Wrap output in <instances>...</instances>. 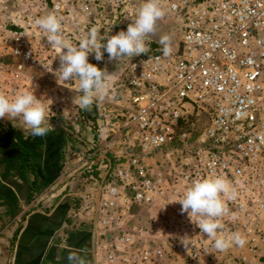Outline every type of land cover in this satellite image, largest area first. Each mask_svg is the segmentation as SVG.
<instances>
[{"label": "built area", "instance_id": "2783aa9c", "mask_svg": "<svg viewBox=\"0 0 264 264\" xmlns=\"http://www.w3.org/2000/svg\"><path fill=\"white\" fill-rule=\"evenodd\" d=\"M160 4L165 15L157 24L172 51L164 56L162 45L147 40V54L125 56L105 143L118 148L96 182L94 219L106 236L97 252L103 264H264V0ZM29 5L0 0V94L13 99L37 89L49 116L78 124L75 81L59 79L60 60L42 44L45 32L34 22L41 14ZM42 8L64 24L73 21L62 0H45ZM78 10L89 15L87 5ZM165 16L175 19L174 31L164 29ZM216 176L237 193L222 197L228 213L219 218L218 235L239 233L243 247L215 249L198 218L180 211L178 201L195 180ZM137 207L153 210L158 223L144 240L122 230Z\"/></svg>", "mask_w": 264, "mask_h": 264}, {"label": "crops", "instance_id": "0c3cea01", "mask_svg": "<svg viewBox=\"0 0 264 264\" xmlns=\"http://www.w3.org/2000/svg\"><path fill=\"white\" fill-rule=\"evenodd\" d=\"M62 1L75 20L82 18L77 12L82 3L91 7L87 0ZM78 83L70 93L74 111L91 113L78 107ZM46 126L51 128L46 136L33 137L21 118L0 119V264H69V254L84 264H103L99 239L78 210L86 194L72 188L79 179L69 172L75 165L66 154L70 132L48 114ZM94 131L89 126L86 132L94 137ZM19 147L26 149L25 161Z\"/></svg>", "mask_w": 264, "mask_h": 264}, {"label": "clouds", "instance_id": "9594fccd", "mask_svg": "<svg viewBox=\"0 0 264 264\" xmlns=\"http://www.w3.org/2000/svg\"><path fill=\"white\" fill-rule=\"evenodd\" d=\"M164 15L160 0H144L135 20L128 25L126 31L101 36L98 29L92 27L79 40L77 46L65 39L62 33V18L55 13L37 18L34 22L47 34L48 43L61 51L59 79L78 80V107L91 111L94 102L103 101L107 96L108 83L107 73L89 63V54L94 52L97 61L104 59V51L108 53L109 60L147 54L149 48L146 41L157 38V21ZM158 38L163 45V55H170V38ZM47 114L48 108L31 91H24L13 99L0 94V119L6 116L21 118L33 137H44L51 131V128L46 126ZM236 196L237 193L229 181L223 176H216L195 180L178 202L182 206V214L187 213L191 220L193 217L198 218L196 225L202 233L212 239L214 248L225 251L233 244L240 247L246 244V239L239 233L227 237L218 235V230L223 228L219 218L228 213L222 197L234 200ZM182 243L187 247L186 241ZM68 261L69 264H84L82 258L75 254H69Z\"/></svg>", "mask_w": 264, "mask_h": 264}, {"label": "rangeland", "instance_id": "374dc122", "mask_svg": "<svg viewBox=\"0 0 264 264\" xmlns=\"http://www.w3.org/2000/svg\"><path fill=\"white\" fill-rule=\"evenodd\" d=\"M45 0H30L29 10L33 12H40L41 16H46L49 13H53L50 8H42V4ZM48 1V0H47ZM73 2L74 0H69ZM85 2V0H82ZM91 3L89 9V15L83 17L80 15V19H73L70 24L62 23V33L66 40L71 42L74 46H77L79 40L82 37L77 36V32H82L83 36L86 35L92 27H96L101 36L116 35L120 31H126L130 23H132L135 18L139 8L142 6L144 0H87ZM75 4V1H74ZM84 5L83 3L81 4ZM86 5V4H85ZM89 7V6H88ZM79 12V10L77 11ZM162 25L164 29L169 31H174L175 19L173 17L165 16L162 20ZM40 40L44 44L46 51L50 52L51 57H55L57 61L60 60L59 56L61 51L51 46L47 41V34L45 33L42 37L40 35ZM106 42V41H104ZM66 52V49L64 50ZM101 51H104L101 49ZM43 54V56H47ZM92 60V61H91ZM88 61L94 62L95 66L104 70L107 73V83H108V94L107 99L104 102H94L91 113L83 112L80 113L76 109L77 122L70 125V122L65 120L61 114L56 113L53 115V119H58L62 125L66 127L68 132L69 129H77V125L80 128L78 133L72 132L70 136L69 149H67L66 154L69 153L68 157L74 158V166L69 167L70 176L76 177L79 181L72 184V188L78 189L80 192H84L86 195L85 199H79L77 202L79 207V214L81 218H87L88 224L92 229V233L98 237L99 245L101 248L105 247L104 239L106 236L103 235L104 229L101 228L96 220L94 219V207H96L99 201V192L97 191L96 182L100 180L103 173L102 165H106L108 162L113 164L112 157L114 156L117 146L107 147L105 144L109 141L110 137L108 130L113 122L115 98L113 96L118 92L120 81L123 76V66L125 64V57H121L117 60H109L108 53L104 51V59L97 61L95 59V53H90ZM61 64L58 65L60 68ZM59 68H57L59 70ZM58 75L59 72L57 71ZM75 83V82H74ZM35 96L38 98L41 94L35 90ZM55 103H58L55 100ZM56 112V111H55ZM68 124V126L65 125ZM95 126L98 131H94V137L92 134H87L88 127ZM95 130V129H94ZM75 134V135H73ZM116 139V140H115ZM120 138H113V142L120 141ZM128 153L132 151L128 150ZM67 156V155H66ZM153 165V155L147 160ZM77 179V180H78ZM91 208V211H90ZM130 218L126 219L122 230L130 233L135 238H141V240L147 239L153 236L158 230V223L156 217L153 215V210L149 208L137 207L133 208L130 212ZM118 231L113 230L110 236L114 239ZM109 240V237H108ZM163 264H168L163 262Z\"/></svg>", "mask_w": 264, "mask_h": 264}, {"label": "water", "instance_id": "95a60500", "mask_svg": "<svg viewBox=\"0 0 264 264\" xmlns=\"http://www.w3.org/2000/svg\"><path fill=\"white\" fill-rule=\"evenodd\" d=\"M159 36H167L170 38L169 34L167 32H165L158 24H157V38L156 39H150L151 41L157 43V44H160V41H159ZM169 43H170V47L172 48L173 47V43L171 41V38L169 39ZM163 46V45H162Z\"/></svg>", "mask_w": 264, "mask_h": 264}, {"label": "trees", "instance_id": "16d2710c", "mask_svg": "<svg viewBox=\"0 0 264 264\" xmlns=\"http://www.w3.org/2000/svg\"><path fill=\"white\" fill-rule=\"evenodd\" d=\"M6 138L8 139V140H10L12 143H13V145H17L16 144V142H14V141H12V139L10 138V136H8V135H6ZM19 150L21 151V155L23 156L22 158H23V161H25L26 160V157H27V152H26V149L25 148H23V147H19Z\"/></svg>", "mask_w": 264, "mask_h": 264}]
</instances>
